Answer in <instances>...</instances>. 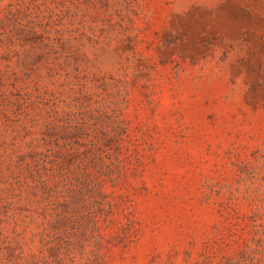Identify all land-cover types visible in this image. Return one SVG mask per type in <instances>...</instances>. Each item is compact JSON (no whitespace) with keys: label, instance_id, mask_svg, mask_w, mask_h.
I'll return each mask as SVG.
<instances>
[{"label":"rangeland","instance_id":"obj_1","mask_svg":"<svg viewBox=\"0 0 264 264\" xmlns=\"http://www.w3.org/2000/svg\"><path fill=\"white\" fill-rule=\"evenodd\" d=\"M0 264H264V0H0Z\"/></svg>","mask_w":264,"mask_h":264}]
</instances>
